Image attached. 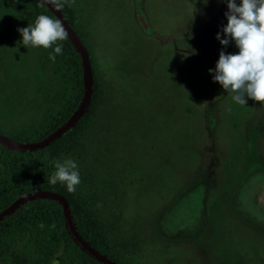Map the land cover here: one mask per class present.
<instances>
[{"label":"rangeland","instance_id":"rangeland-1","mask_svg":"<svg viewBox=\"0 0 264 264\" xmlns=\"http://www.w3.org/2000/svg\"><path fill=\"white\" fill-rule=\"evenodd\" d=\"M63 9L101 92L80 148L57 159L78 163L76 192L118 262L102 256L264 264V105L236 104L208 73L222 49L223 0H71ZM14 14L0 3V136L23 144L75 93L68 63L20 44L26 26ZM35 163L55 171L47 158Z\"/></svg>","mask_w":264,"mask_h":264},{"label":"trees","instance_id":"trees-1","mask_svg":"<svg viewBox=\"0 0 264 264\" xmlns=\"http://www.w3.org/2000/svg\"><path fill=\"white\" fill-rule=\"evenodd\" d=\"M0 3L7 15L13 12L16 14L15 19L20 25L33 23L39 14L56 19L41 0H0ZM61 12L70 24L66 11L62 8ZM57 43L62 45V53L56 55L55 61L61 60L63 64L70 65L68 84L75 95L62 112L50 117L43 129L34 133V139L24 140L21 142L23 144L45 139L66 124L82 102L84 83L81 56L67 36ZM48 51L51 52L52 48ZM40 57L42 60V52ZM100 92L98 84L93 81L90 101L84 113L73 126L48 146L15 150L0 143V211L19 196L29 192L57 193L64 197L73 227L83 242L99 254L118 262L108 246L98 213L89 208L85 197L76 191L68 192L59 182L56 185L49 184V169L39 170L35 163L38 157L47 158L52 163L53 158L61 157L62 153L71 147L80 148L83 123L95 112ZM0 261L5 264H103L92 256L69 230L62 203L49 198L26 201L0 220Z\"/></svg>","mask_w":264,"mask_h":264},{"label":"clouds","instance_id":"clouds-1","mask_svg":"<svg viewBox=\"0 0 264 264\" xmlns=\"http://www.w3.org/2000/svg\"><path fill=\"white\" fill-rule=\"evenodd\" d=\"M60 10L71 0H41ZM227 10L224 13L226 24L216 33V40L222 46L214 68L208 73L213 82L218 83L224 92L238 105H246L248 100L264 105V0H223ZM20 44L25 48H52L48 58L55 62L56 55L62 53V41L67 32L61 19L39 14L33 23L20 27ZM236 51L226 52L229 45ZM55 171L48 177V183L58 182L68 192H75L80 184L78 163L72 158H53ZM55 264V262H53Z\"/></svg>","mask_w":264,"mask_h":264},{"label":"water","instance_id":"water-1","mask_svg":"<svg viewBox=\"0 0 264 264\" xmlns=\"http://www.w3.org/2000/svg\"><path fill=\"white\" fill-rule=\"evenodd\" d=\"M45 4V3H44ZM47 8L56 16V18L61 19L63 26L65 27V30L67 32V37L69 41L72 43V45L75 47L77 52L81 56L82 60V68H83V83H84V96L82 99V102L78 109L73 113L71 118L67 121L66 124L63 126L59 127L57 130H55L52 134L47 136L45 139H43L40 142H34V143H27V144H20V143H15L13 141H10L2 136H0V143L3 145H6L9 149H15V150H20V149H40L43 147L48 146L50 143H52L55 139H57L63 132L67 131L73 124L78 120V118L84 113L90 99L91 95V81H88V63L86 60V53L80 46L79 42L77 41L74 33L70 30L69 26L67 25V22L65 20V17L63 16L62 12L60 10H56L53 8L51 5L45 4ZM36 198H49V199H55L60 201L62 203L63 209H64V215L68 224L69 230L72 232L76 240L92 255L94 256L97 260L101 261L103 264H116L109 259H107L105 256H102L99 254L97 251H95L93 248H91L89 245H87L83 240L77 235L73 223L71 220V216L67 207V203L64 199L63 196L50 192V191H33L29 192L27 194H24L17 198L14 202H12L6 209L0 212V220L10 214L16 207L19 205L23 204L26 201L36 199Z\"/></svg>","mask_w":264,"mask_h":264}]
</instances>
